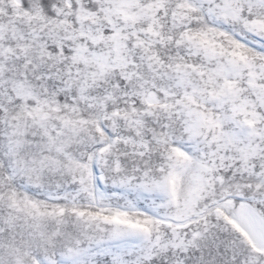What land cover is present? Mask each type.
I'll use <instances>...</instances> for the list:
<instances>
[{"label": "snow or ice", "instance_id": "snow-or-ice-1", "mask_svg": "<svg viewBox=\"0 0 264 264\" xmlns=\"http://www.w3.org/2000/svg\"><path fill=\"white\" fill-rule=\"evenodd\" d=\"M0 264H264V0H0Z\"/></svg>", "mask_w": 264, "mask_h": 264}]
</instances>
